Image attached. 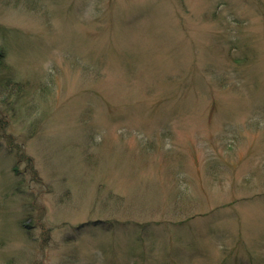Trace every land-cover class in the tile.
Masks as SVG:
<instances>
[{"label": "rangeland", "instance_id": "374dc122", "mask_svg": "<svg viewBox=\"0 0 264 264\" xmlns=\"http://www.w3.org/2000/svg\"><path fill=\"white\" fill-rule=\"evenodd\" d=\"M0 264H264V0H0Z\"/></svg>", "mask_w": 264, "mask_h": 264}, {"label": "trees", "instance_id": "16d2710c", "mask_svg": "<svg viewBox=\"0 0 264 264\" xmlns=\"http://www.w3.org/2000/svg\"><path fill=\"white\" fill-rule=\"evenodd\" d=\"M6 88H7V86H6Z\"/></svg>", "mask_w": 264, "mask_h": 264}]
</instances>
